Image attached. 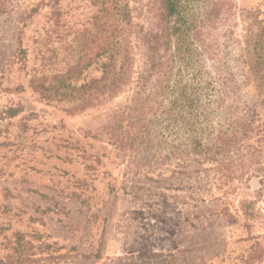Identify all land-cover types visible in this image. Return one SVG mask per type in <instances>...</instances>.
<instances>
[{"label": "rangeland", "instance_id": "obj_1", "mask_svg": "<svg viewBox=\"0 0 264 264\" xmlns=\"http://www.w3.org/2000/svg\"><path fill=\"white\" fill-rule=\"evenodd\" d=\"M232 1L227 29L244 44L250 24L264 25V0ZM132 5L149 24L152 0ZM99 7L15 0L0 17V264H264V216L240 211L257 178L232 189L208 164L138 167L102 127L127 93L92 107L82 92L63 96L101 75L100 59L87 66Z\"/></svg>", "mask_w": 264, "mask_h": 264}, {"label": "trees", "instance_id": "obj_2", "mask_svg": "<svg viewBox=\"0 0 264 264\" xmlns=\"http://www.w3.org/2000/svg\"><path fill=\"white\" fill-rule=\"evenodd\" d=\"M14 1L0 0V17ZM137 1L95 0L100 42L87 66L100 59L101 75L80 86L70 81L63 96L82 92L92 107L127 93L102 127L131 161L138 167L208 164L217 182L232 189L244 176L257 178L255 198L242 200L240 211L246 220L263 217L264 25L253 31L250 24L244 44L236 43L227 29L232 0H152L149 24L134 21Z\"/></svg>", "mask_w": 264, "mask_h": 264}]
</instances>
